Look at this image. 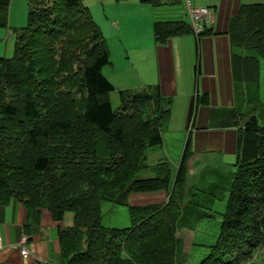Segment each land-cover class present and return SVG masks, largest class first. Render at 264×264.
I'll return each mask as SVG.
<instances>
[{"label": "trees", "instance_id": "obj_1", "mask_svg": "<svg viewBox=\"0 0 264 264\" xmlns=\"http://www.w3.org/2000/svg\"><path fill=\"white\" fill-rule=\"evenodd\" d=\"M29 3L26 26L13 31L12 56L0 58V198L47 209L55 221L72 215V227L58 232L60 264H176L180 211L192 202L181 205L187 155L174 174L160 162L151 177L136 178L147 168L146 152L162 143L170 100L157 88L120 92L113 109L114 88L101 72L108 50L82 0ZM9 4L0 0V28ZM169 25H154L157 42L190 32ZM230 33L257 55L245 56L241 73L258 80L264 4L241 6ZM234 167L217 239L199 264H249L264 255V125L255 116L237 130ZM158 191L168 192L162 204L128 203L131 194ZM102 201L126 207L130 226H103Z\"/></svg>", "mask_w": 264, "mask_h": 264}, {"label": "crops", "instance_id": "obj_2", "mask_svg": "<svg viewBox=\"0 0 264 264\" xmlns=\"http://www.w3.org/2000/svg\"><path fill=\"white\" fill-rule=\"evenodd\" d=\"M255 1L181 0L183 16L177 9H173L174 13L158 14L154 7L159 4L155 0L152 3L100 0L98 3L107 33L101 27L100 32L109 55V64L101 72L114 88L108 96L118 98L119 107L120 92L157 88L164 99L170 100L169 119L163 130L171 121L183 127L177 168L185 153L186 181L202 172L204 165L209 173L216 172L231 184L234 172L228 176L223 170L230 160L231 165L235 164L237 130L254 116L244 120L243 113L247 103H254L246 86L257 80L248 82L241 73L248 65L245 56L249 55L232 42L230 31L241 6L264 4ZM199 8L209 9L212 22L196 34L190 11ZM156 23H168L172 28L183 23L190 32L182 29L164 42H157L153 29ZM7 28L8 16L7 27L0 29ZM145 165V170H150L148 166L156 164L148 165L146 156ZM216 186L210 185L213 189ZM167 198L166 191L137 193L128 197V203L132 207L162 204ZM72 224L70 213L55 221L47 209L28 211L16 198H0V264H60L58 232ZM22 248L27 251L25 257Z\"/></svg>", "mask_w": 264, "mask_h": 264}, {"label": "rangeland", "instance_id": "obj_3", "mask_svg": "<svg viewBox=\"0 0 264 264\" xmlns=\"http://www.w3.org/2000/svg\"><path fill=\"white\" fill-rule=\"evenodd\" d=\"M30 0H10L8 10V28L0 29V58H9L13 54L14 35L13 31H19L26 26L27 16L29 12ZM157 7H154L158 14L174 13L177 9L180 10L183 4L181 0L175 2L174 0H155ZM255 1V0H254ZM83 4L88 8V11L97 25L98 29L105 30L103 21V15L101 6L98 5L100 0H82ZM255 2L264 3V0H256ZM258 4V3H256ZM165 5V6H164ZM160 16V15H158ZM183 16V14H182ZM101 27V29H100ZM10 32L12 36H10ZM250 56H257L255 53H245ZM259 74V80L256 83H252L248 86V96L254 97V103H247L244 110V120L249 116H256L260 125H264V58H257ZM254 66V65H253ZM253 72V71H252ZM255 72V71H254ZM252 91V92H251ZM109 100L112 107L115 109L118 107V98L113 95H109ZM173 122V121H171ZM168 125L163 130V144L160 147L149 149L146 152L147 164L154 165L160 162L169 163L172 174L176 172V168L179 162V150L183 138V127L177 122ZM221 154V153H219ZM218 155V154H217ZM231 161V162H230ZM228 166L223 170L224 174L235 171V167L231 165L233 162L230 160ZM151 168V166H148ZM204 169V170H203ZM203 170V171H202ZM202 172L196 174L195 178H187L185 185V196L182 199L183 206L192 200L191 204L185 209L180 211V215L183 218L180 219L177 229L175 231V237L180 242L181 254L179 253L176 264H199L201 259L207 256L209 246L213 245L217 239L221 215L224 212V206L226 201L227 192L229 190V183L224 181L217 173H209V168H205L202 165ZM150 170H142L136 178L151 177ZM218 178L220 179L218 181ZM231 182V180L229 181ZM217 184L216 188H211L210 185ZM137 194V193H136ZM197 205V207L195 206ZM182 207V206H181ZM100 209L102 212L101 224L109 228H125L130 226V217L126 207L118 206L116 204L102 201L100 203ZM205 213V214H204ZM181 225L187 226L186 229H181ZM249 264H264V255L261 254L256 262H250Z\"/></svg>", "mask_w": 264, "mask_h": 264}, {"label": "built area", "instance_id": "obj_4", "mask_svg": "<svg viewBox=\"0 0 264 264\" xmlns=\"http://www.w3.org/2000/svg\"><path fill=\"white\" fill-rule=\"evenodd\" d=\"M191 25L194 28L196 34H200L204 27H209L212 15L209 9L199 8L190 11ZM22 244V243H21ZM22 256H27V251L22 248Z\"/></svg>", "mask_w": 264, "mask_h": 264}]
</instances>
